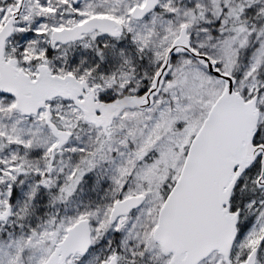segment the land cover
Returning <instances> with one entry per match:
<instances>
[{
    "label": "snow or ice",
    "instance_id": "obj_1",
    "mask_svg": "<svg viewBox=\"0 0 264 264\" xmlns=\"http://www.w3.org/2000/svg\"><path fill=\"white\" fill-rule=\"evenodd\" d=\"M0 264H264V0H0Z\"/></svg>",
    "mask_w": 264,
    "mask_h": 264
}]
</instances>
